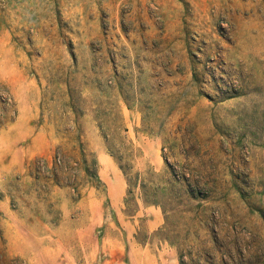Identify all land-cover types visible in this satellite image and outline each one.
<instances>
[{
    "label": "rangeland",
    "instance_id": "obj_1",
    "mask_svg": "<svg viewBox=\"0 0 264 264\" xmlns=\"http://www.w3.org/2000/svg\"><path fill=\"white\" fill-rule=\"evenodd\" d=\"M180 259L264 264V0H0V264Z\"/></svg>",
    "mask_w": 264,
    "mask_h": 264
},
{
    "label": "crops",
    "instance_id": "obj_2",
    "mask_svg": "<svg viewBox=\"0 0 264 264\" xmlns=\"http://www.w3.org/2000/svg\"><path fill=\"white\" fill-rule=\"evenodd\" d=\"M111 172H114V171L112 170ZM103 173H105V171ZM113 176L115 179L116 186L118 188V195L116 196V198H119V196L121 195V191L123 192V189H124V184H125L124 177H122V175H119V174H116ZM109 193L110 194L112 193L111 186H109Z\"/></svg>",
    "mask_w": 264,
    "mask_h": 264
},
{
    "label": "trees",
    "instance_id": "obj_3",
    "mask_svg": "<svg viewBox=\"0 0 264 264\" xmlns=\"http://www.w3.org/2000/svg\"><path fill=\"white\" fill-rule=\"evenodd\" d=\"M180 264H183L182 260L180 259Z\"/></svg>",
    "mask_w": 264,
    "mask_h": 264
}]
</instances>
